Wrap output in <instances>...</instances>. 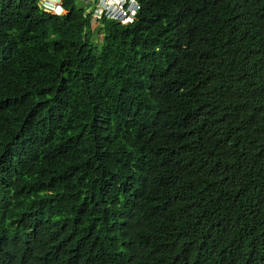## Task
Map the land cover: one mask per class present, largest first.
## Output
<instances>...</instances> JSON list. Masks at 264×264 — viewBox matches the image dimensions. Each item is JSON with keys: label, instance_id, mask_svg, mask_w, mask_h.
Listing matches in <instances>:
<instances>
[{"label": "trees", "instance_id": "1", "mask_svg": "<svg viewBox=\"0 0 264 264\" xmlns=\"http://www.w3.org/2000/svg\"><path fill=\"white\" fill-rule=\"evenodd\" d=\"M137 1L0 0V264H264V0Z\"/></svg>", "mask_w": 264, "mask_h": 264}, {"label": "built area", "instance_id": "2", "mask_svg": "<svg viewBox=\"0 0 264 264\" xmlns=\"http://www.w3.org/2000/svg\"><path fill=\"white\" fill-rule=\"evenodd\" d=\"M64 1V0H63ZM79 3L90 5L87 13L97 22L101 18L115 21L121 25L132 24L138 14L140 5L137 0H76ZM63 7V2H62ZM64 9V8H63ZM97 19V20H96ZM95 22V23H96Z\"/></svg>", "mask_w": 264, "mask_h": 264}, {"label": "rangeland", "instance_id": "3", "mask_svg": "<svg viewBox=\"0 0 264 264\" xmlns=\"http://www.w3.org/2000/svg\"><path fill=\"white\" fill-rule=\"evenodd\" d=\"M62 2H63V0H62ZM42 3V0H39V4H41ZM78 4H80V5H82L83 7H85V8H88V9H90V5L89 4H85V3H79L78 2ZM68 12L67 11H64V14H62L61 16H63V15H65V14H67ZM50 14H54V13H50ZM56 15V14H55ZM97 20V19H96ZM96 21L95 20H93V23H92V30H94L95 29V27L96 26H100V24L98 23V24H96L95 23ZM102 37H103V35H102V33L101 32H96L95 34H94V37H93V39H94V41L97 43V44H99L101 41H102Z\"/></svg>", "mask_w": 264, "mask_h": 264}, {"label": "clouds", "instance_id": "4", "mask_svg": "<svg viewBox=\"0 0 264 264\" xmlns=\"http://www.w3.org/2000/svg\"><path fill=\"white\" fill-rule=\"evenodd\" d=\"M140 9V8H139ZM65 11V10H64ZM49 13V12H48Z\"/></svg>", "mask_w": 264, "mask_h": 264}, {"label": "water", "instance_id": "5", "mask_svg": "<svg viewBox=\"0 0 264 264\" xmlns=\"http://www.w3.org/2000/svg\"><path fill=\"white\" fill-rule=\"evenodd\" d=\"M55 15V14H54Z\"/></svg>", "mask_w": 264, "mask_h": 264}]
</instances>
